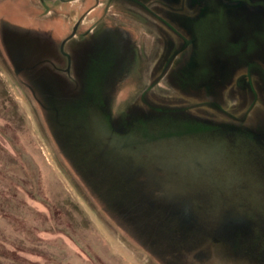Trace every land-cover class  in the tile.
<instances>
[{"label":"rangeland","instance_id":"rangeland-1","mask_svg":"<svg viewBox=\"0 0 264 264\" xmlns=\"http://www.w3.org/2000/svg\"><path fill=\"white\" fill-rule=\"evenodd\" d=\"M120 1L137 11L115 7L114 23L89 25L74 47L77 93L33 59L54 57L63 39L71 46L75 21L50 20L39 0H0L5 60L16 52L23 76L36 73L44 89L18 86L0 55V264H264V130L191 135L185 116L141 87V9H198L195 44L215 58L249 35L245 9L230 0ZM243 224L247 237L238 238Z\"/></svg>","mask_w":264,"mask_h":264},{"label":"flooded vegetation","instance_id":"flooded-vegetation-1","mask_svg":"<svg viewBox=\"0 0 264 264\" xmlns=\"http://www.w3.org/2000/svg\"><path fill=\"white\" fill-rule=\"evenodd\" d=\"M39 1L42 3H37L38 6L44 4L39 7L47 10L45 16L49 15L50 20L62 17L61 13H68L70 16L63 15V20H74L75 25L71 46L67 43L68 39H63L58 44L53 42L56 48L54 57L44 58L36 54L33 59L49 62L48 67L58 77L59 87L67 92L79 93L81 88H78V75L82 72L75 70L78 65L75 63L73 50L75 46L80 48V41L88 38V26L103 24L104 18L114 23L119 15L115 13V7L120 10L121 5L127 6L134 13L137 10L120 0L117 5L114 0H91L95 2L92 6L90 0ZM230 1L236 10L245 9V15L252 22L253 28L248 27V36L238 35V39L229 44L231 47L223 46V53L216 58L209 55L207 48L201 49L196 45L199 33L197 26L202 21L198 9L190 12L191 8H187L184 3V7L180 6V9L172 5L168 6L169 11H164L165 6L152 4L150 14L144 8L139 11L142 18L148 21L145 34L147 43L144 44L148 52V64L143 69L146 78L141 86L144 88L142 93L149 100L155 99L152 101L155 104L160 103L162 98L166 105L177 109L191 123L186 127L191 135L213 132L217 136L219 130L226 126L249 132L250 136L264 130V0ZM185 2L189 3L188 0ZM196 2L198 1L193 0L191 4L199 6ZM98 9L102 15L99 20L98 17H89ZM180 21L187 25L182 27ZM189 24L191 30L188 29ZM76 31L86 33H79L78 37ZM68 45L70 47L67 48ZM0 55L5 64L9 65L18 86L30 95L39 89L44 90L36 73L33 77L23 76L24 72L16 60V52L12 62L10 61L11 65L7 62V50L0 47ZM129 59L130 55L127 54L123 70ZM141 59L143 62L146 60L144 57ZM125 75L123 74L122 79ZM83 77L84 74L80 76L81 79Z\"/></svg>","mask_w":264,"mask_h":264},{"label":"crops","instance_id":"crops-1","mask_svg":"<svg viewBox=\"0 0 264 264\" xmlns=\"http://www.w3.org/2000/svg\"><path fill=\"white\" fill-rule=\"evenodd\" d=\"M235 221H236V219H234V222H235ZM248 226H249V224H243V225L239 226V227H241V228H244V229H243V232H242L243 235H244V238L247 237V235H246V231H247V230H245V229H248ZM241 228H240V229H241Z\"/></svg>","mask_w":264,"mask_h":264},{"label":"trees","instance_id":"trees-1","mask_svg":"<svg viewBox=\"0 0 264 264\" xmlns=\"http://www.w3.org/2000/svg\"><path fill=\"white\" fill-rule=\"evenodd\" d=\"M242 232H243V230H240V234H239L238 236H236V237H238V238H239V237H244V235H243Z\"/></svg>","mask_w":264,"mask_h":264}]
</instances>
